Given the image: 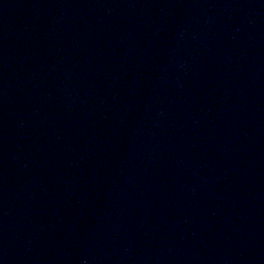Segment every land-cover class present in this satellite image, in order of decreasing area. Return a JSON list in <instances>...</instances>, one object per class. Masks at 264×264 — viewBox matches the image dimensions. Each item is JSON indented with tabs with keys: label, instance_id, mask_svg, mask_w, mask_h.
I'll return each mask as SVG.
<instances>
[{
	"label": "water",
	"instance_id": "95a60500",
	"mask_svg": "<svg viewBox=\"0 0 264 264\" xmlns=\"http://www.w3.org/2000/svg\"><path fill=\"white\" fill-rule=\"evenodd\" d=\"M0 264H264V0H0Z\"/></svg>",
	"mask_w": 264,
	"mask_h": 264
}]
</instances>
